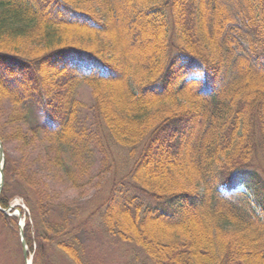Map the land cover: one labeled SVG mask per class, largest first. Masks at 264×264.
I'll return each instance as SVG.
<instances>
[{
    "label": "trees",
    "instance_id": "1",
    "mask_svg": "<svg viewBox=\"0 0 264 264\" xmlns=\"http://www.w3.org/2000/svg\"><path fill=\"white\" fill-rule=\"evenodd\" d=\"M84 2L0 0V208L25 205L31 264H59V253L89 264L91 215L37 167L58 175L83 154L81 84L133 160L99 209L107 233L154 264H264V176L253 162L264 160V0ZM171 24L183 44L173 52ZM181 81L191 106L162 104ZM10 95L38 107L46 141L24 110L2 111ZM18 220L0 210L2 230L18 232Z\"/></svg>",
    "mask_w": 264,
    "mask_h": 264
},
{
    "label": "rangeland",
    "instance_id": "2",
    "mask_svg": "<svg viewBox=\"0 0 264 264\" xmlns=\"http://www.w3.org/2000/svg\"><path fill=\"white\" fill-rule=\"evenodd\" d=\"M83 1L88 3L86 1L91 0H75L76 3ZM169 34L174 46L172 49L170 48L173 52L176 50L175 47L183 44H180L179 35H177V31L172 24L169 27ZM184 85V81L179 83L173 102L162 104L168 105L172 109H181L183 106L190 107L189 96L185 95L183 89H180ZM76 98L81 103L79 117L80 123L84 127L83 154L76 156L74 163L63 159L64 166H62L63 169L58 175H54L50 170V165L38 163L37 167L46 173L48 181L52 185L57 186L63 198L77 203V206L81 207L82 218L91 215L88 224L89 238L86 243V259L89 264H154L137 245L122 242L116 235L109 234L105 230L99 209L110 197L113 192L112 188L115 189L114 182L120 180L131 168L133 160L128 157L123 148L111 142L105 124L94 113L93 88L88 84H81L78 87ZM14 109L24 110L32 126L39 127L40 137L45 140L41 130L42 119L38 113V107H30L27 104L21 106L19 103L15 104V101L11 99V95L9 97L3 96L2 111L6 113ZM0 117H3V115H0ZM46 143L43 142V144ZM8 150L12 154V158L15 159L17 154L14 146L9 145ZM253 162L259 165L264 176V160L260 153L255 155ZM200 185H198L197 190L201 194L203 188ZM247 202L249 207H252V202L250 200ZM15 205H19L25 212L27 211L23 202L18 198L14 200L13 206ZM21 217L25 222V214H22ZM162 231L169 237L174 235L173 230L168 228ZM176 233L177 231H175V235ZM177 234H180V232ZM27 252L29 254L28 247ZM55 257L59 264H71L60 253ZM28 258L32 261L31 253ZM0 264H26L23 258L19 231L12 232L11 228L7 230L0 228Z\"/></svg>",
    "mask_w": 264,
    "mask_h": 264
},
{
    "label": "water",
    "instance_id": "3",
    "mask_svg": "<svg viewBox=\"0 0 264 264\" xmlns=\"http://www.w3.org/2000/svg\"><path fill=\"white\" fill-rule=\"evenodd\" d=\"M3 159H4V151H3V145L0 141V189L2 187V183H3V173H2V168H3ZM12 206H10V208H12ZM9 208V209H10ZM8 209V210H9ZM0 210L8 215H11L8 213V210H4V209H1ZM13 215H17L20 219H21V214L19 213V211H15L13 213ZM22 222L20 220L19 222V235H20V242H21V246H22V252H23V258L26 262V264H31V260L28 259V254H27V244H26V241L24 239V235H23V230H22Z\"/></svg>",
    "mask_w": 264,
    "mask_h": 264
},
{
    "label": "snow or ice",
    "instance_id": "4",
    "mask_svg": "<svg viewBox=\"0 0 264 264\" xmlns=\"http://www.w3.org/2000/svg\"><path fill=\"white\" fill-rule=\"evenodd\" d=\"M187 75L190 78H195L199 75V66H193L192 68L187 70Z\"/></svg>",
    "mask_w": 264,
    "mask_h": 264
}]
</instances>
